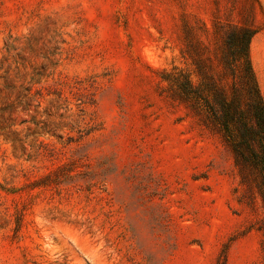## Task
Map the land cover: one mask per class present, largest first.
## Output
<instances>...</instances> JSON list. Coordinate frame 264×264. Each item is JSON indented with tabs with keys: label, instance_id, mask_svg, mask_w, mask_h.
I'll list each match as a JSON object with an SVG mask.
<instances>
[{
	"label": "rangeland",
	"instance_id": "374dc122",
	"mask_svg": "<svg viewBox=\"0 0 264 264\" xmlns=\"http://www.w3.org/2000/svg\"><path fill=\"white\" fill-rule=\"evenodd\" d=\"M238 28L264 99V0H0V264H264L253 179L161 80L227 89Z\"/></svg>",
	"mask_w": 264,
	"mask_h": 264
},
{
	"label": "trees",
	"instance_id": "16d2710c",
	"mask_svg": "<svg viewBox=\"0 0 264 264\" xmlns=\"http://www.w3.org/2000/svg\"><path fill=\"white\" fill-rule=\"evenodd\" d=\"M253 35L251 29L238 28L224 36L218 62L222 76L231 79L227 89H217L212 76L199 74L196 66V82L181 71L169 81L165 69L161 80L170 82L176 99L221 135L240 175L253 179L264 210V99L249 56Z\"/></svg>",
	"mask_w": 264,
	"mask_h": 264
}]
</instances>
